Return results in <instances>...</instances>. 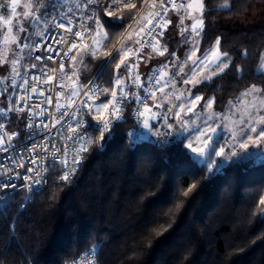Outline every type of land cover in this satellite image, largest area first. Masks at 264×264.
Returning a JSON list of instances; mask_svg holds the SVG:
<instances>
[{
  "label": "trees",
  "instance_id": "16d2710c",
  "mask_svg": "<svg viewBox=\"0 0 264 264\" xmlns=\"http://www.w3.org/2000/svg\"><path fill=\"white\" fill-rule=\"evenodd\" d=\"M61 2L62 9L72 7L79 14L72 0L68 7ZM224 2L205 0L201 52L219 37L221 50L242 73L232 68L196 87L205 98L215 97L216 110L252 84L264 87V73L257 71L264 14L247 20L252 6L264 8V0H228L229 8L220 7ZM136 15L135 10L126 13L123 26L109 31L110 56L85 57L81 84L97 74L110 85L119 38ZM132 106V99L125 101L124 120L105 134L106 144L82 154L70 182L59 180L54 168L44 190L22 209L20 193L7 219L0 207V264H64L88 248L99 250L100 264H264V215L257 211L264 197V162H232L210 175L190 152L185 154L184 138L130 142ZM6 114L8 128L20 130L21 117ZM192 183L196 189L181 195Z\"/></svg>",
  "mask_w": 264,
  "mask_h": 264
},
{
  "label": "snow or ice",
  "instance_id": "6c2138e0",
  "mask_svg": "<svg viewBox=\"0 0 264 264\" xmlns=\"http://www.w3.org/2000/svg\"><path fill=\"white\" fill-rule=\"evenodd\" d=\"M72 3L80 13L78 29L67 13L62 12L59 19L55 16L51 17V21L46 19L50 14L42 11L46 8L43 0H25L23 4L20 0L0 3V9L10 10L9 15H0V66L10 65L9 74L0 76V83L10 79L15 94L16 78L21 76V60L24 59L25 49L29 56L40 49L48 53L46 56L34 57L40 62L39 68L36 63L24 66V79L20 87L25 94L19 97L20 103L0 108V113L19 114L27 109L29 128L35 123L34 117L46 115L47 122L41 120L36 126L49 133L57 125L63 127L62 122L69 117L76 120L74 126L68 123L67 133L71 135L57 130V136L65 141L62 147H57L45 138L29 149L30 153H35V158L27 162L32 167H28L23 159L16 162L17 168H24L29 174L22 177L23 184L11 182V176L7 181L0 182V207L5 213L3 218L7 219L6 213L19 189L31 192L35 186L46 183L43 174L47 169L35 167L38 163L43 165L46 162L47 157H41L40 152L48 153L58 160L64 169L58 179L70 182L84 158L82 154L93 145L102 147L107 143L105 134H110L114 120L122 118L125 101L129 99L136 101L137 123L148 132L160 136V127L154 126L151 121L162 119L161 127L168 130L164 135L187 133L184 137L187 140L185 154L190 152L193 157H207L209 171L216 163L213 156L227 160L264 157V87L252 84L235 101H229V107L224 112L219 113L213 108L215 97L205 99L203 95L192 93V88L205 82L211 83L214 78L232 68L236 73H242V69L234 65L229 53L221 50L219 37L201 52L205 0H139V3L133 0H72ZM52 7L55 10L56 5ZM220 7L229 8L228 0ZM132 10L137 15L132 17V22L119 38L120 45L116 48L119 57L110 85L102 86L91 80L81 84L80 73L88 67L85 57L97 59L101 55L110 56L109 31L116 26H123L126 13ZM67 12L72 13L73 8L68 7ZM173 17L177 18L175 27L181 45L185 46L183 58L176 51L170 52L166 41L162 42L169 26L173 24ZM64 19H67V24L60 22ZM55 29L63 32L56 35ZM32 35L39 37L40 42L32 41ZM145 48L151 51L145 53ZM166 54V61L153 68L147 80H143L138 70L140 63ZM248 55L247 51L243 53V56ZM57 57H60L58 66L50 67L44 63L51 61L54 65ZM66 61H70L68 71H65ZM27 69H38L40 74L29 78ZM257 71L264 72V53L260 54ZM43 85L48 87L44 88ZM46 92L48 95H45ZM35 94H39L43 100L39 104H28ZM102 96L106 100H101ZM44 105L50 106L52 110L49 111ZM83 110H86L83 115L91 117L96 121L95 124L82 118ZM170 116L173 122H169ZM5 128L0 123V152L7 153L12 147V138L18 133L13 132L9 136ZM89 129L99 135L92 136ZM221 130L229 133L222 142ZM134 134L129 132L127 135L131 137ZM69 140L75 145L70 160ZM252 148L257 151H252ZM9 171L5 168L2 174L8 175ZM15 175L20 178L19 172ZM196 187L197 183H192L181 195L187 197ZM176 207L178 209L180 205ZM257 211L264 215V197L260 198ZM91 252L94 264H100L99 250L93 248Z\"/></svg>",
  "mask_w": 264,
  "mask_h": 264
},
{
  "label": "built area",
  "instance_id": "2783aa9c",
  "mask_svg": "<svg viewBox=\"0 0 264 264\" xmlns=\"http://www.w3.org/2000/svg\"><path fill=\"white\" fill-rule=\"evenodd\" d=\"M67 13L69 16H71L73 18V24L77 27V29L79 28V14H73V13H68L67 10L64 9H60L55 17L57 19L60 18L61 13ZM60 22L67 24V19L61 20ZM50 31H52V29H50ZM55 34L59 35L63 32V30L60 29H55ZM36 43L40 42V38L37 37L34 40ZM55 46V45H54ZM56 47H63V46H56ZM146 51H149V48H145L144 52L146 53ZM37 55H48V53L44 52L43 49H40L38 51H33L31 56H29V64L32 63H36L38 65V68L41 66L40 62L36 61L34 59L35 56ZM62 55V52H61ZM68 61H66L67 63ZM44 63H47L50 67H54V66H58L60 63V57L56 58V62L53 65V63L51 61H44ZM66 63H65V71H67L66 69ZM143 61L140 63L139 65V72L141 73L142 79L143 80H147L148 76L151 74L152 69L159 67L160 63H152L147 72L144 73L141 70V65H142ZM28 71V76L29 78L32 75H39V71L38 69H27ZM25 72V71H24ZM23 79L24 76L22 75L21 78L19 79V81L16 84L15 87V94L13 95V99H12V104H17L20 103L19 101V97L23 96L24 90L23 88L20 87V85L23 83ZM91 81H94L97 84H100L102 86H105V83L101 80L97 78V74H95L94 76L91 77L90 79ZM89 80V81H90ZM31 83V80H30ZM88 82H86L85 84H87ZM44 88H47V85H43ZM133 90L135 91L136 89L133 88ZM57 91H60L59 88H57ZM141 94L142 90H141ZM45 95H48V93L46 92ZM43 100V97L39 96V94H35L32 96L31 100H29L27 103L28 104H39L41 101ZM61 102L63 103L64 100L62 99ZM133 102V106H132V111H131V116L134 122L133 127L129 128L128 130H126V137L130 142H138L141 137H142V130L143 127L142 125L137 123L136 120V116H135V109L137 108V103L134 99H132ZM77 104H79V100H77ZM23 106V105H21ZM45 108H48L49 111H51V107L48 105H44ZM125 104H124V108H123V114H122V118L119 120H114L112 123V127L111 129L118 123L122 122L124 120V114H125ZM72 109H69V111H71ZM83 112H86V110L82 111V118L89 120L91 123L95 124L96 121L92 120L91 117L89 116H84ZM16 113V112H14ZM18 114V113H16ZM21 117V129H9L7 126V114L5 113H0V123H3L6 128L5 130L9 133V136H11V134L13 132L18 133L17 136L12 138V147L9 148L7 153L4 152H0V182H4L7 181L9 179V176H11L12 180L11 182L17 184V185H21L24 183L22 177L25 175H29L28 173H26L24 168H17L16 167V162L20 161L21 159L24 160V162L26 163V165L28 167H32L33 165L28 164L27 162L29 161V159L31 158H35V153H30L29 149L32 147L33 144L35 143H41L44 141L45 138H47L48 141L50 142H54L57 147H62V145L65 143V141L63 140L62 137H58L57 136V130H59L61 133H65L68 135H71V133H67V126L68 123L70 122L73 126L76 123V120L69 117L66 121H63V127H61L60 125H57L55 129H53L50 133L47 132L45 129H43L42 127H37L36 125H38L40 123L41 120H44L45 122H47L48 117L46 115L44 116H36L34 117V121L35 123L33 124V127L29 128L27 125L29 123L28 120V111L27 109H25L24 112L19 113L18 114ZM92 129H89V132ZM129 132H133L135 133L133 136H128L127 134ZM67 144L69 145V160L71 159V154H72V148L75 146L74 142L72 140L67 141ZM49 148H51V144H49ZM39 151V150H38ZM40 156L44 157L46 156V162L42 165L40 163H38L37 165H35L36 168L40 169V168H46L47 171L43 174L44 178L46 180V183H42L41 185L35 186L33 188V190L31 192H29L27 189H19L17 191V193L21 194V200L19 203V208H23L24 205L30 201H32V199L34 198V196L43 191L44 188L47 186L48 182H49V175L51 173L52 169H57L58 170V177L60 174H62L63 172V167L62 165L58 162V160H55L50 154L48 153H43L40 152ZM80 165V164H79ZM79 167V166H78ZM7 168L9 169V174L8 175H3V171L4 169ZM16 172L20 173V178L16 177ZM77 172V171H76ZM73 178V176L71 177V179ZM92 248H88L85 251L81 252L80 254L71 257L69 259H67L64 264H94V260L92 258V252H91Z\"/></svg>",
  "mask_w": 264,
  "mask_h": 264
},
{
  "label": "rangeland",
  "instance_id": "374dc122",
  "mask_svg": "<svg viewBox=\"0 0 264 264\" xmlns=\"http://www.w3.org/2000/svg\"><path fill=\"white\" fill-rule=\"evenodd\" d=\"M58 1H60V2H58ZM24 2H25V0H20L21 4H23ZM43 2L45 3L46 8L42 9V11L47 12V13L50 14V15H48L46 17V19H48L49 21H51V17L54 16L58 10L64 8V7L61 6V5H63L61 0H56V2H55V0H43ZM0 3H10V0H0ZM67 4H68L67 7L70 6V3H67ZM53 5H56L55 10H53V7H52ZM9 11H5L3 9H0V15L7 16V15H9ZM18 11H19V9H18ZM263 14H264V8L262 6H260V5H254V6H252V8L250 10V16H249V18L247 20L248 21H250V20L251 21L259 20L263 16ZM39 27L42 28L43 25H39ZM172 34H173L172 35L173 37H169V39H167L168 42H170L169 44H171V42H175V37H177V35H178V30L176 31V33H172ZM36 38H37V36H35V35L31 36V40L32 41H34ZM0 39H2V33H0ZM169 44H167L168 48H169ZM171 48L172 47H170L169 50ZM149 50H151V49H149ZM175 51L177 52V55H179V56H181V58H183V53L185 51V46H182L181 44H178V46H176V50ZM23 56H24V59L21 60L22 67L20 69L21 76L23 75V73L25 71V67L24 66H27L28 63H29V55H28V50L27 49H25V51L23 53ZM156 57H154V58H156L155 60H157V62L161 64V63L166 61L167 54L165 56H158L157 55ZM153 63H155V62H153ZM258 67H259V65H258ZM9 68H10V65H7V64L0 66V76H7L9 74V72H8ZM69 68H70V61H68L67 64H66L67 71L69 70ZM122 72H123V70H122ZM262 73H264V72H262ZM21 76L16 78V84L19 81V79L21 78ZM69 87H71L70 83H69ZM188 87H191V85H189ZM196 87L192 88L193 95H196V94L202 95L201 93L196 92L197 91ZM246 89H244L243 91H245ZM243 91H241V92H243ZM239 94L237 96L229 99L227 101V103L225 105V108L223 110H216L214 105H213L214 110L216 112H218V113L219 112H224L229 107V101H235L236 98L239 96ZM13 95L14 94H13V89H12V85H11V80L10 79L8 81H6L5 83H0V104H2V105L6 104L7 107H10L12 105ZM100 99L101 100H106V98L103 97V96L100 97ZM205 99H207V98H205ZM154 111H155V109H154ZM169 122H173L172 119H171V116L169 118ZM151 123L154 126H156V127H160V131H161L162 134L160 136H156V135L148 132L147 130H145L143 128V130H142V138L151 139V140H154V141H157V142H160V143H166V142L178 140L180 138H184L185 136L188 135L187 133H184L183 135H181L178 132H172L171 134L164 135L163 133L167 132L168 130L166 128L161 127V125L163 124V120L162 119L152 120ZM221 133H222V135H221V142H222L224 138H227L229 136V133L226 132V131H223V130H221ZM186 144H187V140L185 139V145ZM251 150L252 151H257L255 148H252ZM191 155L193 157V154H191ZM193 158H195L198 161V163L204 164L206 166L207 170H208L207 165H208L209 161H208L207 157H204V158L193 157ZM212 159H214L216 161V163H215L212 171L208 170V173L210 175L213 174V173H216L217 171L221 170L222 168H224L225 166H227L229 163H232V162H237V163H241V164L264 162V157H260V156H252V157H250L248 159L233 158L232 160H227V159L218 158V157L213 156Z\"/></svg>",
  "mask_w": 264,
  "mask_h": 264
},
{
  "label": "crops",
  "instance_id": "0c3cea01",
  "mask_svg": "<svg viewBox=\"0 0 264 264\" xmlns=\"http://www.w3.org/2000/svg\"><path fill=\"white\" fill-rule=\"evenodd\" d=\"M176 17H173V24L171 25V26H169V28H168V30L166 31V33H165V37H164V40L162 41V42H164V41H166L167 39H169V37H173L172 35V33H176V31H177V29H175L176 27H175V23H176ZM188 23H190V22H188ZM171 34V35H170ZM177 39H175V42H171V44L172 45H174V46H178V44H181V38H180V36L179 35H177V37H176ZM167 42V44H169L170 42H168V40L166 41ZM169 46H170V44H169ZM151 50H149V51H146V53L147 52H150ZM156 57V56H155ZM157 58V57H156ZM156 58H153V59H151V60H148L147 62H144L143 61V63H142V65H141V67H142V70L143 71H146V69L148 68V66H149V64H151L152 62H155L156 60ZM67 64V63H66ZM145 69V70H144ZM70 88V87H69ZM99 102V101H98Z\"/></svg>",
  "mask_w": 264,
  "mask_h": 264
}]
</instances>
